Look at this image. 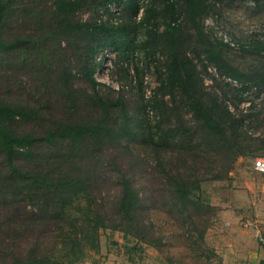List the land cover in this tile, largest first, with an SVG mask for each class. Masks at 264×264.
Instances as JSON below:
<instances>
[{"label": "trees", "instance_id": "16d2710c", "mask_svg": "<svg viewBox=\"0 0 264 264\" xmlns=\"http://www.w3.org/2000/svg\"><path fill=\"white\" fill-rule=\"evenodd\" d=\"M95 1L0 0V166L4 173L0 181V264H86L90 253L100 248L99 232L106 229L159 246L155 225L145 222L149 209L161 211L181 227L185 246L195 247L199 240L206 256L204 236L215 210L194 193L206 180H222L238 157L264 150V135H248L244 117L232 113L215 96L207 105L209 94L197 86L194 68L187 70L191 64L187 57L174 55L166 67L160 85L165 92L160 96L161 124L151 126L143 112L145 106L130 119L121 98L99 94L93 79L98 46L83 43L82 34L103 28L75 19L77 12ZM194 1L151 0L148 18L166 13L164 33L174 39L182 34L176 20L188 7H195ZM26 17L39 24L36 33L19 31L29 22ZM64 41L76 52L70 62L77 64L92 87V93L85 95L87 109L81 114L72 71L63 60L67 56L57 53ZM172 44L181 43L174 40ZM257 45L264 50V42ZM203 49L220 69L221 49L211 44ZM222 72L237 82L246 78L229 65ZM26 77L36 79L32 92L47 97L44 106L38 105L36 94L23 96L30 90ZM49 88L54 90L49 92ZM166 95L173 108L164 103ZM54 100L68 102L69 113L56 117L50 104ZM159 105L155 102L157 110ZM177 106L191 115L193 127H187L184 117L175 112ZM131 120L134 127L143 124L151 133L149 143L142 145L152 156L150 168L143 172V180L148 176L143 189H137L130 174L133 167L126 168L114 149L104 155L113 144L117 152L121 150L119 133L130 129L127 123ZM154 129L162 135L155 138ZM110 182L116 190L104 187Z\"/></svg>", "mask_w": 264, "mask_h": 264}, {"label": "rangeland", "instance_id": "374dc122", "mask_svg": "<svg viewBox=\"0 0 264 264\" xmlns=\"http://www.w3.org/2000/svg\"><path fill=\"white\" fill-rule=\"evenodd\" d=\"M183 2L184 0L181 3ZM90 3L92 5H86L75 14V19L81 23H95L103 28L98 32L91 31L92 34H82L85 36L83 43H93L98 46L94 55L95 88L102 96L121 98L126 104L130 119H133L138 112H142L145 106L143 112L147 114L151 126L161 121L163 104L160 96L165 94L163 89L160 91L161 80L165 77L170 57L180 55L187 57L191 62L190 64L184 59L188 63L187 70L189 68L195 70L197 86L205 94H209L205 96L207 105H211L208 99L217 97L218 101H222L221 103L232 113L245 118L244 126L248 135H264V50L257 45L258 42H264V0H195V7H188L187 11L184 10V14L176 20L175 25L181 27L182 34L175 36L174 39L164 33L168 21L166 13L148 18L151 16V0L119 2L97 0ZM26 21L29 22L19 27V31L36 33L35 26L39 24L35 25V22L27 17ZM193 23L198 24L197 28ZM199 32L202 34L200 35ZM181 38L183 42L176 40ZM174 40L181 44L172 47ZM210 44L215 49H221L220 69L207 59L203 47H208ZM72 52L75 51L68 41H64L61 49H57L58 54L64 53L67 56L63 57V60L72 71V82L77 90L76 98L81 114L87 109L85 95L92 93V87L79 73L77 64L70 62ZM228 65L245 74L246 78L241 82L228 78L222 72L227 70ZM25 80L28 81L27 85L30 86L31 91L26 90L23 96L29 98L32 93V95L36 94L35 99L39 98L41 92H32L34 87L32 80L36 79L26 77ZM53 90L48 89L49 92ZM44 98L47 101V97ZM44 98L38 99L39 106H44ZM163 101L166 106L173 108L168 95L164 96ZM155 102L160 103L158 110ZM50 104L55 107L56 117L69 113L68 102L59 103L54 100ZM174 110L184 117L187 127L194 126L191 115L184 108L177 106ZM127 125L130 129L119 133L121 150L117 152L113 144L109 148L110 153L104 155L114 153L112 150L114 149L126 168L133 167L130 174L135 177L137 189H143L148 186V176L146 175L143 180V172L144 169L150 168L148 165L152 156L142 145L149 143L151 133L143 124L138 128L134 127L132 120ZM162 125L165 127L166 123ZM152 133L155 138L162 135V131L155 129ZM257 156L264 157V150L255 152L251 156L238 157L229 173L235 169L252 170V160ZM105 161L109 163L107 159ZM229 173L222 180H206L201 183V190L194 193L195 198L210 205L212 195L218 187L213 185L228 181ZM3 174L0 166V181ZM104 187L112 191L117 189L112 182L105 184ZM112 191L107 194L113 196ZM146 213L148 216L145 214V222L155 225L157 229L155 237L157 242H161L159 246L147 245L113 229L101 230L100 248L96 253L91 252L85 263L119 264L124 262L123 259L128 260V258L136 260L139 264L211 263L209 259L206 262V257L209 255L203 256L204 247L199 240L195 247L185 246V236L181 237L183 230L180 226L170 221L159 210L149 209ZM213 213L214 211L211 210V214Z\"/></svg>", "mask_w": 264, "mask_h": 264}, {"label": "crops", "instance_id": "0c3cea01", "mask_svg": "<svg viewBox=\"0 0 264 264\" xmlns=\"http://www.w3.org/2000/svg\"><path fill=\"white\" fill-rule=\"evenodd\" d=\"M229 176L213 185L218 187L210 200L215 214L204 236L206 262L264 264V247L258 242L264 237V175L235 169ZM123 261L119 264H139L130 258Z\"/></svg>", "mask_w": 264, "mask_h": 264}, {"label": "built area", "instance_id": "2783aa9c", "mask_svg": "<svg viewBox=\"0 0 264 264\" xmlns=\"http://www.w3.org/2000/svg\"><path fill=\"white\" fill-rule=\"evenodd\" d=\"M251 169L255 173H258L260 175H264V157H261V156L254 157L252 160ZM258 242L261 246L264 247V237L263 236H259Z\"/></svg>", "mask_w": 264, "mask_h": 264}]
</instances>
